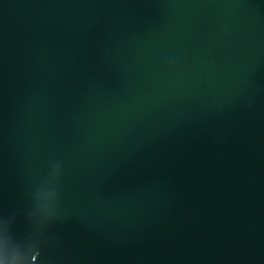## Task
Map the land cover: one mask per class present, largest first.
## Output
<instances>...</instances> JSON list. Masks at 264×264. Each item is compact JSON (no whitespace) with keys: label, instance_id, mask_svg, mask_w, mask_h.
Listing matches in <instances>:
<instances>
[{"label":"water","instance_id":"obj_1","mask_svg":"<svg viewBox=\"0 0 264 264\" xmlns=\"http://www.w3.org/2000/svg\"><path fill=\"white\" fill-rule=\"evenodd\" d=\"M0 220L4 264H264V0H0Z\"/></svg>","mask_w":264,"mask_h":264},{"label":"snow or ice","instance_id":"obj_2","mask_svg":"<svg viewBox=\"0 0 264 264\" xmlns=\"http://www.w3.org/2000/svg\"><path fill=\"white\" fill-rule=\"evenodd\" d=\"M59 179V170L58 169H53L51 171V175L48 177V181L51 183H56ZM36 199L38 202L45 204V205H50L54 200H55V193L50 192L47 190L46 187H42L36 192ZM7 225L0 220V233H4L7 231ZM39 228L37 229V236L39 237ZM33 260H35V256L32 257ZM0 264H4V259L0 258Z\"/></svg>","mask_w":264,"mask_h":264}]
</instances>
